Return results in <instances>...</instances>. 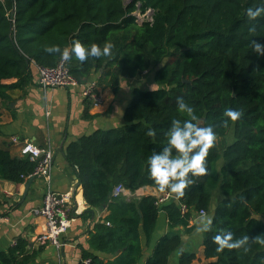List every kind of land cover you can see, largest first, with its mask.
I'll return each instance as SVG.
<instances>
[{"label": "trees", "instance_id": "1", "mask_svg": "<svg viewBox=\"0 0 264 264\" xmlns=\"http://www.w3.org/2000/svg\"><path fill=\"white\" fill-rule=\"evenodd\" d=\"M260 2L0 0V99L8 98L10 88H23L31 81L33 64L58 62L60 54L44 51L45 45L61 50L74 40L101 49L110 45L113 53L107 61L83 66L75 57L67 61L79 83L95 80L98 89L110 86L116 92L121 75L153 71L157 87L132 89L123 124L83 134L65 149V159L83 187L85 211L103 206L108 210L88 244L110 257L82 248V257L92 264H136L142 255V234L150 242L160 208L169 227L183 225L188 232L198 210L210 211L215 190L220 198L211 211V229L202 239L206 264H264V243L258 240H250L247 250H220L213 240L227 231L233 239L264 237V55L250 44L252 39L264 40V14L255 21L245 15L248 7ZM147 10L150 18L139 21L135 12ZM253 24L254 33L248 30ZM93 73L97 77L92 79ZM180 97L193 106L199 123L214 125L216 137L224 138L233 125V140L222 148L215 141L205 158L207 173L193 177L182 197L160 205L151 194L138 199L112 196L118 183L132 191L144 185L157 189L148 175V157L166 143L165 133L174 118H189L178 108ZM228 108L239 110L241 116L224 125ZM150 128L155 135L148 134ZM34 166L29 158L12 156L0 147L1 179L21 183L22 175L30 174ZM180 245L178 232L161 235L144 264H167ZM35 255L27 240L17 237L0 251V264H33ZM193 258V252L181 250L179 264H190Z\"/></svg>", "mask_w": 264, "mask_h": 264}, {"label": "crops", "instance_id": "2", "mask_svg": "<svg viewBox=\"0 0 264 264\" xmlns=\"http://www.w3.org/2000/svg\"><path fill=\"white\" fill-rule=\"evenodd\" d=\"M96 77L97 73H93L92 79ZM36 78L37 70L33 64L31 81L23 88H10L8 98L0 99V147L8 149L12 156L21 157L20 145L23 140L32 141L39 146L49 145L53 150L51 177L49 183L42 177H33L25 195L28 178L21 183L0 178V251H6L17 237H21L27 240L29 251H36L33 264H81L82 248L94 251L88 244V238L95 231L96 223L105 221L108 210L103 206L91 207V212L85 211L88 204L73 167L65 159L66 146L77 137L98 128L123 124V113L131 99L132 89H153L157 84L153 79V71L132 77L121 75L116 92L110 86H99L103 101L94 105L82 96L81 84L44 90L38 85ZM46 110H49L48 114ZM230 139L231 134L226 135V143ZM218 140L219 137H216L217 142ZM222 162H219V166ZM48 187L58 192L71 191L75 198L74 206L78 207V211L72 215L70 227L61 236L63 245L59 248L36 240V236L44 228V218L33 214L32 208L41 204ZM147 194L158 196L161 192L150 185L133 191L125 189L123 192L128 199H138ZM171 198L174 199L173 196ZM219 198V192L215 190L210 211L203 215L211 216ZM200 216L194 215L190 219L191 230L187 232L183 225L169 227L165 211L160 208L150 242L146 243L142 234V255L136 264H144L157 239L168 232H178L181 245L169 255L167 264H179L181 250L194 253L190 264H206L208 258L203 252V233L195 232ZM94 252L104 259L110 257L101 251Z\"/></svg>", "mask_w": 264, "mask_h": 264}, {"label": "clouds", "instance_id": "3", "mask_svg": "<svg viewBox=\"0 0 264 264\" xmlns=\"http://www.w3.org/2000/svg\"><path fill=\"white\" fill-rule=\"evenodd\" d=\"M262 14H264V0H261L254 7H248L245 11V15L251 21H255ZM248 30L249 32H256L255 25H251ZM250 44L254 52L258 55H264V40L252 39ZM44 51L59 53L63 61H69L75 57L81 62V66L88 61H107L113 53L110 45L101 49L95 43L85 44L79 40H74L70 47H65L62 50L55 44L45 45ZM178 108L182 113H186L189 118H174L171 121L165 133L166 143L159 151H154L148 157L147 162L148 175L157 189L177 198L182 197L185 194V189L194 183L193 177L207 173L205 158L208 155L209 148L216 141L214 125L199 123L193 106L188 104L182 97L178 98ZM240 116L241 112L239 110L228 108L225 110L222 123L227 125L229 119L235 121ZM148 134L155 135V129L150 128ZM212 222V216L201 215L197 221L196 234L210 231ZM213 240L220 250L225 247H245V250H247L250 240H258L260 243H264V237L258 236L250 239L249 235H245L233 239L231 231L223 234L218 233L213 237Z\"/></svg>", "mask_w": 264, "mask_h": 264}, {"label": "built area", "instance_id": "4", "mask_svg": "<svg viewBox=\"0 0 264 264\" xmlns=\"http://www.w3.org/2000/svg\"><path fill=\"white\" fill-rule=\"evenodd\" d=\"M35 67L37 70V83L42 89L72 87L81 84V94L86 100H89L94 105L103 101L96 81L91 80L86 83H79L70 72L67 61H63L61 57L55 65L35 64ZM46 113L48 114L49 110H46ZM13 139L15 140L16 138L14 137ZM20 154L35 163L32 172L28 175H22V177H42L49 183L53 166V150L51 147L49 145L39 146L32 141L23 140L20 145ZM125 189L123 184L118 183L112 188L111 195L123 194ZM171 197L167 192H161L157 196V203L161 204ZM74 204L75 198L71 191L58 192L48 187L43 195L41 204L32 208L33 214L44 218V228L36 236V240L41 244L50 243L58 248L61 247L63 245L61 236L70 227L73 213L78 211V207L74 206ZM184 210H186V207L182 206V211ZM203 214H206V210L200 209L195 213V216ZM1 219L2 216L0 215ZM81 264L92 263L90 258H82Z\"/></svg>", "mask_w": 264, "mask_h": 264}, {"label": "rangeland", "instance_id": "5", "mask_svg": "<svg viewBox=\"0 0 264 264\" xmlns=\"http://www.w3.org/2000/svg\"><path fill=\"white\" fill-rule=\"evenodd\" d=\"M129 1L130 0H124L125 3H128ZM150 14H151L150 10L146 11L143 14L139 13V11L136 12V15H137V18H138L139 21H141L144 18H150ZM228 132H229V134H232V137L229 140V142H231L233 140V125L230 126V128L228 129ZM225 140H226V136L224 138L223 137H219V140H218L219 148L223 147V145L226 143ZM220 161H224L223 158H221Z\"/></svg>", "mask_w": 264, "mask_h": 264}, {"label": "water", "instance_id": "6", "mask_svg": "<svg viewBox=\"0 0 264 264\" xmlns=\"http://www.w3.org/2000/svg\"><path fill=\"white\" fill-rule=\"evenodd\" d=\"M13 11H14V9L11 10L10 15H12ZM32 179H33V177H29V178H28V180H27V182H26V185H25L24 195L26 194V191H27L28 186H29L30 182L32 181ZM173 197L175 198V196H173Z\"/></svg>", "mask_w": 264, "mask_h": 264}]
</instances>
